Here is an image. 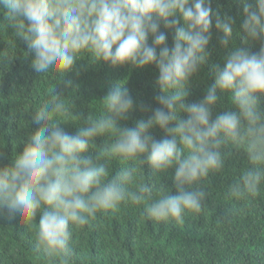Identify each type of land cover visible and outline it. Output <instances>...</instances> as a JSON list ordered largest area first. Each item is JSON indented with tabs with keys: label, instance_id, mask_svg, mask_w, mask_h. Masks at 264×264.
I'll return each instance as SVG.
<instances>
[{
	"label": "clouds",
	"instance_id": "9594fccd",
	"mask_svg": "<svg viewBox=\"0 0 264 264\" xmlns=\"http://www.w3.org/2000/svg\"><path fill=\"white\" fill-rule=\"evenodd\" d=\"M239 2L245 43L264 40V0ZM0 12L34 54L31 67L38 74L55 69L64 78L85 56L113 67L159 68L160 107L135 127L120 123L136 108L122 83L100 100V115L75 113L81 126L74 134L61 127L59 118L72 109L59 88L32 113L37 129L14 161L0 166V216L30 222L39 214L38 251L69 264L73 229L128 202L144 203V213L156 221L199 213L208 196L201 184L224 169L228 144L242 145L250 166L227 195L239 201L258 194L264 182V45L258 52L234 47L223 66H215V83L203 99L186 102L191 79L210 56L213 19L220 45L228 48L233 36L234 19L214 13L211 0H0ZM161 23L174 30L171 48ZM218 90L231 94L232 107L213 119L222 103ZM157 127L165 133L159 140L152 134ZM98 137L105 138L103 147ZM114 161L128 166L113 174ZM145 166L153 175L174 170L176 194L138 182Z\"/></svg>",
	"mask_w": 264,
	"mask_h": 264
},
{
	"label": "trees",
	"instance_id": "16d2710c",
	"mask_svg": "<svg viewBox=\"0 0 264 264\" xmlns=\"http://www.w3.org/2000/svg\"><path fill=\"white\" fill-rule=\"evenodd\" d=\"M211 6L214 13L234 19L233 36L228 48L220 45L222 33L215 29L213 19L210 56L188 85L189 104L203 99L206 89L215 83V66L222 67L224 58L234 47L258 52L264 45V40L245 43L239 0H211ZM8 24L6 13L0 12V166L10 165L15 154L23 151L29 133L38 127L31 123L32 113L58 88L72 109L70 116L59 118L61 127L71 134L81 126L75 113L85 119L89 114L100 115L103 110L100 100L121 83L136 104L129 119L120 122L122 126L135 127L137 120L149 117L150 110L160 107L155 100L162 93L157 82V65L113 67L110 63H92L85 56L64 78L55 69L38 74L31 67L34 54ZM160 30L167 34L171 48L174 30L166 29L163 23ZM218 94L222 103L214 108L213 119L218 112L232 107L230 93L218 90ZM259 99L264 108V96ZM140 105L145 106L144 111ZM152 134L157 140L165 136L158 127ZM104 142L103 137L96 140L100 147ZM223 151L224 169L210 174L201 184L208 196L199 213L186 212L180 220L156 221L146 216L144 203L131 202L98 213L84 227L73 229V255L69 264H264V182L254 197L239 201L230 198L228 186L250 165L242 145L228 144ZM90 152L96 154L95 149ZM122 166H128V162L114 161L113 174ZM173 176L174 170L153 175L152 169L145 166L137 181L171 188L172 194H176ZM154 198L159 197L154 195ZM38 222L39 214L30 222L18 217L8 219L6 214L0 216V264H61L59 258L47 257L37 250Z\"/></svg>",
	"mask_w": 264,
	"mask_h": 264
}]
</instances>
